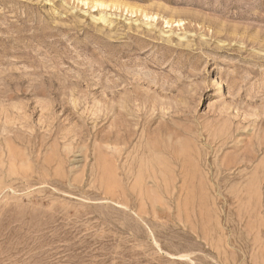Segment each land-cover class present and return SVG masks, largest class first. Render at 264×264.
Returning a JSON list of instances; mask_svg holds the SVG:
<instances>
[{"label":"rangeland","instance_id":"obj_1","mask_svg":"<svg viewBox=\"0 0 264 264\" xmlns=\"http://www.w3.org/2000/svg\"><path fill=\"white\" fill-rule=\"evenodd\" d=\"M0 264H264V0H0Z\"/></svg>","mask_w":264,"mask_h":264}]
</instances>
